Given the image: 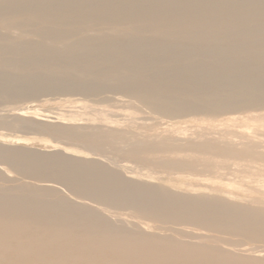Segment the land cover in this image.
<instances>
[{
    "label": "rangeland",
    "instance_id": "rangeland-1",
    "mask_svg": "<svg viewBox=\"0 0 264 264\" xmlns=\"http://www.w3.org/2000/svg\"><path fill=\"white\" fill-rule=\"evenodd\" d=\"M263 203L264 0H0V222L18 238L83 220L129 258L157 239L264 260ZM75 230L67 256L115 257ZM11 241L0 264L31 263Z\"/></svg>",
    "mask_w": 264,
    "mask_h": 264
},
{
    "label": "bare ground",
    "instance_id": "bare-ground-1",
    "mask_svg": "<svg viewBox=\"0 0 264 264\" xmlns=\"http://www.w3.org/2000/svg\"><path fill=\"white\" fill-rule=\"evenodd\" d=\"M240 11V10H239ZM176 143H179L176 142ZM182 145V144H180ZM65 161V160H64ZM66 163V162H65ZM74 163V162H73ZM83 163V162H82ZM68 164V163H67ZM76 164V162H75ZM91 165V164H90ZM73 166V165H71ZM59 167V166H58ZM87 168V167H86ZM90 168V167H89ZM81 169V168H80ZM92 169V168H91ZM95 170V169H94ZM109 172V171H108ZM84 173V172H83ZM119 178V177H118ZM121 178V177H120ZM97 179V178H96ZM100 181V180H99ZM117 181V179H116ZM113 182V181H112ZM120 182V181H119ZM121 183V182H120ZM132 183V182H131ZM107 184V183H106ZM114 186V185H113ZM116 186V184H115ZM118 186V185H117ZM100 187V186H99ZM103 187V185H102ZM105 187V186H104ZM131 187H134V186H131ZM92 189V188H91ZM113 189V188H112ZM137 189V188H136ZM102 190V188H101ZM139 190V189H138ZM143 190V189H142ZM141 190V191H142ZM135 191V189L133 190ZM149 191V190H148ZM96 192V191H95ZM94 192V193H95ZM151 192V191H150ZM90 193V192H89ZM100 193V192H99ZM102 193V192H101ZM107 193V192H106ZM118 193V192H117ZM138 193V192H137ZM166 193V192H165ZM104 194V193H103ZM113 194V193H112ZM111 194V195H112ZM142 194V192H141ZM158 194V193H157ZM77 195V194H76ZM119 195V194H118ZM154 195V194H153ZM160 195V194H159ZM91 196V195H90ZM145 196V195H144ZM164 196V195H163ZM77 197V196H76ZM79 197H83V196H79ZM99 197V196H97ZM148 197V196H147ZM170 197V196H169ZM101 198V197H100ZM127 198V197H126ZM152 198V197H150ZM155 198V197H154ZM159 198V197H158ZM89 199V198H88ZM107 199V198H106ZM135 199V198H134ZM145 199V198H144ZM92 200V199H91ZM89 200V201H91ZM146 200V199H145ZM152 200V199H151ZM175 200V199H174ZM142 201V200H141ZM96 202V200H95ZM251 202V201H250ZM261 202V201H260ZM24 203V202H23ZM137 203V202H136ZM142 203V202H141ZM140 203V204H141ZM259 203V202H258ZM31 204V203H30ZM94 204V203H93ZM101 204V203H100ZM99 204V205H100ZM127 204V203H126ZM146 204V203H145ZM160 204V203H159ZM264 204V203H263ZM5 205V204H4ZM62 205V204H61ZM104 205V204H103ZM129 205H131L129 203ZM133 205V204H132ZM136 205V204H134ZM151 205V204H150ZM158 205V204H157ZM256 205V204H255ZM22 206V205H21ZM27 206V205H26ZM29 206V205H28ZM27 206V208H28ZM143 206V205H141ZM258 206V204H257ZM260 206V205H259ZM18 207V206H17ZM50 207V206H49ZM62 207V206H61ZM103 207V206H102ZM134 207H138L137 206H134ZM140 207V205H139ZM144 207V206H143ZM226 207V206H225ZM16 208V207H15ZM14 208V209H15ZM21 208H24L23 206ZM20 208V209H21ZM32 208V207H31ZM111 208V207H110ZM127 208V207H126ZM131 208V207H130ZM150 209L151 207H147V209ZM8 209V208H7ZM75 209V207H74ZM80 209V208H79ZM136 209V208H134ZM140 209L143 210V208L141 207ZM145 210H147L145 207H144ZM4 210V209H3ZM19 210V209H18ZM25 210V208H24ZM23 210V212H24ZM29 210V209H28ZM40 210V208H39ZM133 210V209H131ZM158 210V209H157ZM7 211V210H6ZM27 211V210H26ZM31 211V209H30ZM33 211V209H32ZM68 211V210H67ZM71 211V210H70ZM124 211V210H123ZM144 211V210H143ZM148 211V210H147ZM145 211V212H147ZM153 211V210H152ZM156 211V210H155ZM10 212V210H9ZM7 212V213H9ZM15 212V211H14ZM18 212V211H16ZM15 212V213H16ZM40 212V211H39ZM38 212V213H39ZM49 212V211H48ZM51 212V211H50ZM53 212V211H52ZM76 212V210H75ZM136 212V211H135ZM150 212V211H148ZM28 213V212H26ZM29 213H33V212H29ZM57 213V212H56ZM67 213V212H66ZM78 213V212H77ZM87 213V212H85ZM142 213V212H141ZM14 214V213H13ZM17 214V213H16ZM25 214V212H24ZM37 214V212H36ZM46 214V213H45ZM75 214V213H74ZM144 214V213H142ZM10 215H11V212H10ZM19 215V214H17ZM39 214H37V217ZM58 215V214H57ZM65 215V214H64ZM147 215H149L147 213ZM32 216V215H31ZM45 216V215H44ZM43 216V217H44ZM59 216V215H58ZM61 216V215H60ZM63 216V215H62ZM61 216V217H62ZM66 216V215H65ZM64 216V217H65ZM68 216V215H67ZM72 216H74L72 214ZM75 216H78V215H75ZM96 216V215H95ZM6 217V216H4ZM24 217V215L22 216ZM27 218V216H25ZM47 217V216H45ZM44 217V218H45ZM62 217V219H64L65 221V218ZM98 217V216H96ZM7 218V217H6ZM19 218V217H18ZM40 218V217H39ZM59 218V217H58ZM67 218V217H66ZM69 218V217H68ZM75 218V217H73ZM72 218V219H73ZM17 221V217L15 218ZM25 219V218H24ZM33 219V218H32ZM86 219V218H85ZM90 219V218H89ZM2 220V219H1ZM8 220V218H7ZM27 220V219H25ZM30 220V219H29ZM38 220V219H37ZM52 220V219H51ZM71 220V219H70ZM75 220V219H73ZM79 220V219H78ZM92 220V219H91ZM13 221V219H12ZM11 221V222H12ZM22 221V220H21ZM42 221V220H41ZM80 221V222H79ZM78 225L75 226V224L73 225V221H70L69 224H66L64 223L63 226H59V227H53L52 229V233H50V235L48 236H45L44 234H39V235H36V234H33L32 238L29 237L28 235V238L26 237L25 239H20L18 237H20L22 235V231L24 229H26L28 226L26 223H23V222H12L9 223V221H2L0 222V249H3V242L4 240H7V241H11V240H15L17 241L16 243V246L14 248L13 251H17L20 252V254H29L30 256H34V258H28V259H31V263L30 261L28 260L29 264H264V260H262L261 258L260 259H254L253 257L252 258H242L243 256H239V258H233L231 257V253L230 255L228 254V256L224 253L220 254L219 251H208L209 249L207 248L205 251H203V248L200 249V248H195L197 247V245L194 247V248H191V247H180V246H177V245H173V244H170V242H161L160 244L159 243H155L156 240L151 241V240H141L143 243H147V246L149 245H153V249H148V250H145L147 253L145 254L143 252V254H145V257L144 258H129V255L130 254H134V248L132 249L131 248V245H133L134 243H131V241L129 240H116V239H119L118 238V234L114 232V230H112L113 232H110V231H107L105 228L102 229V231L100 230V234L98 233H94L96 232V229L93 228V227H89V226H85L83 220H79ZM192 221V220H191ZM25 222V221H24ZM27 222V221H26ZM30 222V221H29ZM34 222V220L32 221ZM49 222L48 220H46L45 223ZM60 222V221H59ZM76 222V221H74ZM190 222V221H189ZM197 222V221H196ZM31 223V222H30ZM39 223V222H38ZM37 223V225H38ZM44 223V222H43ZM41 223V225L43 224ZM50 223V222H49ZM93 223V222H92ZM91 223V224H92ZM106 223V222H104ZM195 223V222H194ZM211 223V222H210ZM8 224V225H7ZM29 224V223H28ZM61 224V223H59ZM89 224V223H88ZM183 224V223H182ZM186 224V223H185ZM29 225H33V224H29ZM40 225V223H39ZM41 225L39 227H41ZM58 225V224H57ZM100 225V224H99ZM95 226V225H94ZM103 226V223L102 225ZM107 226V225H105ZM33 227V226H32ZM39 227H38V230H39ZM35 229L37 227H34ZM42 228V227H41ZM48 229V227H46ZM111 228V226L109 227ZM76 229L75 231L78 230L77 233H74V235L76 236V239L79 240L82 239L83 241H81V245L82 246V249H86L87 246L89 248L92 249V252L94 253H98L99 256L102 255L103 253L107 252V253H111L113 254L114 258H105V256H102V258H95L94 261H92V258H82V256H80L81 253L79 254H76L75 252H69V256H67V254L65 253L64 250H62V246H66L67 245V242L70 241V238H72L71 235H73L71 232ZM115 229V228H114ZM117 229V228H116ZM119 230H121L120 228H118ZM33 230V229H32ZM37 231V230H36ZM35 231V232H36ZM41 231V230H40ZM25 233V231H23ZM33 232V231H32ZM49 232V231H48ZM51 232V231H50ZM118 232V231H116ZM122 232H127V231H122ZM41 233V232H40ZM46 233V232H45ZM80 234V235H79ZM97 234V235H96ZM121 234V232H120ZM125 234V233H124ZM122 233V236L124 235ZM131 233H129L130 235ZM127 235V234H126ZM133 236L135 234H132ZM131 235V237H132ZM147 235V234H146ZM149 235V234H148ZM92 236H96L95 239H100V242L99 243H95L94 241H91L92 240ZM120 236V235H119ZM128 236V235H127ZM141 236V235H139ZM145 236V235H144ZM149 236H152V235H149ZM148 236V237H149ZM154 236V235H153ZM247 236V235H246ZM260 236V234H259ZM262 236V235H261ZM121 237V236H120ZM156 237V236H154ZM263 237V236H262ZM74 238V237H73ZM124 238V237H122ZM137 238V236L135 237ZM151 238V237H150ZM74 239V240H76ZM125 239V238H124ZM140 239V238H138ZM147 239V237H146ZM153 239V238H152ZM159 239V238H158ZM89 240V241H88ZM137 240V239H135ZM22 241V242H21ZM97 241V240H96ZM160 241V240H159ZM162 241V239H161ZM167 241V240H166ZM12 242V241H11ZM77 242V241H76ZM76 242H74V244H76ZM134 242V241H133ZM136 242V241H135ZM140 242V241H139ZM137 242V243H139ZM251 242V241H250ZM14 243V242H13ZM149 243V244H148ZM181 243V242H180ZM69 244V243H68ZM71 244V243H70ZM79 244V243H78ZM136 244V243H135ZM141 244V242H140ZM183 245V244H181ZM77 246V245H76ZM136 245H134L133 247H135ZM139 246V245H138ZM184 246V245H183ZM75 246H73V249H74ZM137 247V246H136ZM200 247V246H198ZM76 248V247H75ZM79 248V247H77ZM151 248V247H150ZM66 250V249H65ZM78 250V249H77ZM75 249V251H77ZM218 250H221V249H218ZM14 252V253H15ZM221 252H224L221 250ZM254 252V251H253ZM16 253V254H17ZM78 253V252H77ZM107 253H106V257L107 256ZM226 253V252H225ZM257 253V252H256ZM98 254H96L98 256ZM142 254V253H140ZM92 255V254H91ZM95 255V257H96ZM104 255V254H103ZM110 255V254H109ZM233 255V254H232ZM26 256V255H25ZM49 256H51L50 258H48ZM131 256V255H130ZM234 256H238V255H234ZM255 256V254H254ZM23 257V255L21 256V258ZM28 257V256H26ZM101 257V256H100ZM104 257V258H103ZM111 257V256H110ZM128 257V258H127ZM251 257V256H250ZM261 257V256H260ZM93 258H94V255H93ZM9 260V259H8ZM25 260V259H24ZM2 261V260H1ZM13 261V260H12ZM11 261V262H12ZM23 260H21L22 262ZM16 262V261H14ZM20 262V261H19ZM20 262V263H21ZM26 262V261H25ZM3 263V261H2ZM6 263H8L6 261ZM4 264V263H3ZM13 264V262L11 263ZM25 264V263H24Z\"/></svg>",
    "mask_w": 264,
    "mask_h": 264
}]
</instances>
